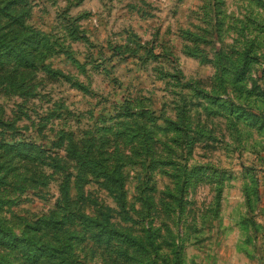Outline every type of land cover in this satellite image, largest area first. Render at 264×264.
I'll list each match as a JSON object with an SVG mask.
<instances>
[{
	"label": "rangeland",
	"instance_id": "374dc122",
	"mask_svg": "<svg viewBox=\"0 0 264 264\" xmlns=\"http://www.w3.org/2000/svg\"><path fill=\"white\" fill-rule=\"evenodd\" d=\"M250 111L264 0H0V264H264Z\"/></svg>",
	"mask_w": 264,
	"mask_h": 264
},
{
	"label": "trees",
	"instance_id": "16d2710c",
	"mask_svg": "<svg viewBox=\"0 0 264 264\" xmlns=\"http://www.w3.org/2000/svg\"><path fill=\"white\" fill-rule=\"evenodd\" d=\"M250 113L253 114L257 118L262 117L264 120V116H261L262 114L260 115L257 112H253V111H250ZM14 145L17 146L18 143ZM111 229H113L112 226H111ZM3 232H4L3 233L4 237L10 239L15 244L20 243V241H22L23 244L27 243V245L29 246L28 251L31 253V255L34 258L35 257L38 258L39 256H44V255L50 258H62V259L65 258L64 254L62 255L63 251L56 244H53L48 241H39L37 239H34L31 236L29 238L25 235H21V234H18L16 232H13L7 229H3ZM120 233L123 235H126V240L131 241L132 243L140 242V239L137 238V236L133 235L131 232L120 231Z\"/></svg>",
	"mask_w": 264,
	"mask_h": 264
}]
</instances>
